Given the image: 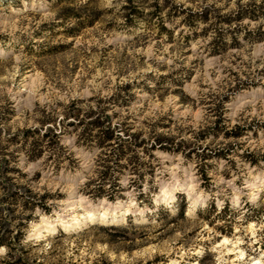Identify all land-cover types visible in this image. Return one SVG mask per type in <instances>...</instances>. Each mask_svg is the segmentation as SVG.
<instances>
[{
  "label": "rangeland",
  "instance_id": "1",
  "mask_svg": "<svg viewBox=\"0 0 264 264\" xmlns=\"http://www.w3.org/2000/svg\"><path fill=\"white\" fill-rule=\"evenodd\" d=\"M96 116L117 135L104 147L87 123ZM112 149L126 152L121 167L112 163L119 188L106 183L111 198L97 196ZM15 189L48 211L12 203ZM81 197L131 200L135 211L122 222L35 227L41 215L83 220ZM223 236L229 243L217 246ZM0 238V264H247L257 255L264 0H0ZM238 248L245 259L235 260Z\"/></svg>",
  "mask_w": 264,
  "mask_h": 264
},
{
  "label": "bare ground",
  "instance_id": "2",
  "mask_svg": "<svg viewBox=\"0 0 264 264\" xmlns=\"http://www.w3.org/2000/svg\"><path fill=\"white\" fill-rule=\"evenodd\" d=\"M164 189V188H163ZM161 188V193L164 192ZM70 200H66L65 202H68ZM78 207L84 210L83 214V220H78V218H75L74 215L71 216V219H75V221H68L67 218L61 217L59 213L56 215H41L39 222L35 223V227L43 225L44 231L52 232L55 230L57 224H59L62 229L69 230L71 228H78L82 225H85L87 223L98 221L100 223H112V222H122L125 220V216L129 213L134 214V209H132V201H128L127 203H121L119 201H116L115 203H109V202H99L96 205H92V203L88 202L87 199H84L81 197L77 201ZM73 208V206L71 207ZM139 213V212H138ZM248 229L250 232L253 233V230L255 228V224L251 221L248 225ZM41 232V231H40ZM230 239L228 237L223 236L221 241L217 244V246L225 245ZM229 243V242H228ZM240 241L236 240L234 241V244H239ZM237 255L235 260H242L245 259V253L241 248L237 249ZM264 258V247L258 248V254L255 256H250L247 261V264H264L263 259ZM234 260V259H233ZM169 264H178V262L175 260H172ZM191 264H198L197 261H193ZM216 264H219L216 263ZM224 264V263H223Z\"/></svg>",
  "mask_w": 264,
  "mask_h": 264
},
{
  "label": "trees",
  "instance_id": "3",
  "mask_svg": "<svg viewBox=\"0 0 264 264\" xmlns=\"http://www.w3.org/2000/svg\"><path fill=\"white\" fill-rule=\"evenodd\" d=\"M249 14H240L237 16V18H235V20H239L240 18L242 17H245ZM100 116H96L95 118L97 119H92V120H89L87 123L90 125V130L91 129H95L97 128L99 130V132H97V144L99 147H104L105 145L111 143V140L114 136V134L112 133L113 129L109 126V123L107 126H103L102 127V124H103V121L104 120H100L98 121ZM242 131H239L237 135H241ZM89 135H91V132L89 131L88 133ZM45 137H48V133H44L43 134ZM114 137H117V135H115ZM57 143V142H56ZM120 143H124V142H120ZM139 146V143L135 142L132 144V148L131 150L134 151V147H137ZM123 147V146H122ZM148 150H154V149H159V150H163V151H167L169 148H167L166 146H162L161 144H149ZM121 153L118 152L117 150V153L114 152V149L112 150H109L108 155L105 156V160H107L108 162H110L111 164L110 165H107V167L102 171V182L101 184L99 185L100 188L99 189V193L97 194V196H103V195H108V197L111 198L112 194H106L105 192L107 190H104L102 187L108 183V189L110 188L112 191H115L117 192L118 191V188H119V184L116 182V181H113L112 182V163L115 164V167H121L123 164H118V160L121 158L122 155H124V153H126L125 151L123 150H120ZM132 162V161H131ZM111 167V169H110ZM114 179H116V177L114 176L113 177ZM8 196L10 197H7V199H9V201L11 200L12 203H17V202H20V201H23V205H29L28 207L30 209H33L35 206H40V205H43L42 206V209H44L45 211H48V208L44 205V204H41L40 201L38 200H35L34 198H32L31 196H28V195H24L22 192H18L16 189L11 192ZM43 197V196H42ZM5 201V200H4ZM30 203V204H29ZM3 244H6L8 245V242L3 238H0V245H3Z\"/></svg>",
  "mask_w": 264,
  "mask_h": 264
}]
</instances>
